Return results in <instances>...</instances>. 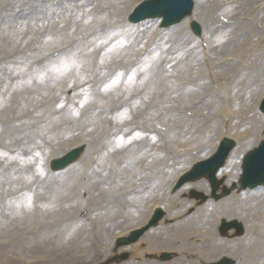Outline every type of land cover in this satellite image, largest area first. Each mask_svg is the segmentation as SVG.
<instances>
[{
	"label": "rangeland",
	"instance_id": "rangeland-1",
	"mask_svg": "<svg viewBox=\"0 0 264 264\" xmlns=\"http://www.w3.org/2000/svg\"><path fill=\"white\" fill-rule=\"evenodd\" d=\"M137 1L139 0H131L127 6L122 8V12L126 10L128 12L132 4ZM226 2H232L233 5L222 9L216 7V4L222 7L221 5ZM263 2L264 0H196L195 19L202 25L201 38H204L203 40L206 35V47L210 55L213 74L218 83L215 96H208L210 86L207 87L206 96L203 92V80L195 71L203 66L200 57L201 43H199V49L197 40H194L186 27L161 33L163 36L161 45L152 56L151 53L135 69L122 68L118 65L101 74L104 76L101 81L103 86L109 82L110 77L117 70H123L125 74L130 70L135 71L134 74L127 73V75L138 81L137 88H128L118 78L116 80L118 87L105 91V94L127 95L118 103V106L120 112L126 110L133 113L130 114V121L137 118L140 122L149 125L150 129L158 125L159 128L156 131L159 135L158 146L153 148L151 144L155 143V138L151 134L145 133L144 137L133 139L129 145L117 151L116 159L108 162L106 160L100 167L84 169L82 167L80 170H75L78 167L75 165L76 167L74 166L56 177L54 182L52 180L43 182L45 179H41L33 186L32 178L27 179L25 173L13 174L16 169H13L12 172H3V175L0 176V187L15 185L13 182H16L17 188L25 186L23 193L27 194L28 203L9 201L7 209L0 212V241L8 240L6 243L0 242V264H114L112 260L116 255L112 252L113 237L146 220L153 202L164 198L166 189L177 173L184 171L185 166L191 164L193 159L198 158L194 149L198 152V150L208 151L213 148L221 123L219 121L214 125L213 119L220 118L217 110L227 97L230 98V102L239 116L236 130L243 129L248 133L249 146L255 142L256 138H260V132L264 129V117L253 110L244 112L250 106L243 103L250 96L246 99L242 92L245 90V82L255 78L253 93L254 98L258 99L259 93L255 95L256 90L264 86V13L259 18L254 17L252 25L241 22L240 18L248 15L249 8L262 5ZM104 17L105 15L97 12V21L91 26L92 28L98 25L94 28V35L89 38L90 33L85 29L75 40L81 48L78 49L77 46H74L65 52L64 58H69L71 55L82 57V69L89 65L91 70L94 68V63L99 65L100 50L94 47L88 51V48L91 43L97 44V37L100 33L98 31L101 29L99 26L103 25ZM23 18L37 20L32 12L15 19L23 20ZM214 18L221 24L225 19H228L229 23L225 28H222V31L226 32L224 35L220 36L221 30L218 31L212 22ZM111 21L114 20L111 19ZM186 21L188 23L190 20ZM77 23L78 19L71 22L73 25ZM135 29L149 32L157 27L155 28L153 23H148ZM123 34H125V45H122L121 50L116 51L119 53L117 55L121 56L132 53L135 48L133 38L137 35L136 32L131 31L123 32ZM245 34L248 40L253 39V41L249 42L244 49L245 55L240 56L237 49ZM112 36L111 42L118 35L112 34ZM141 37L140 33L138 38ZM55 39L56 37L53 38V40ZM109 39L111 38L108 37L98 45L108 46L111 43ZM30 40L31 38L23 41V44H28ZM18 45H20V41L16 40L12 47ZM9 49L10 45L2 48L0 61L7 55ZM192 49L194 51L191 52ZM168 53L172 60H166ZM229 54L232 58L233 69L215 67L214 64L218 63L221 57ZM31 55L33 58L36 56L32 52ZM20 62L28 63L29 61ZM148 63H151L149 74ZM180 69H184L183 78L179 76ZM238 70H242L247 74V77L241 79V75L237 73ZM74 85L78 89H84L79 82L69 83L66 81L60 83L59 91L55 97L77 102L82 92L71 94L67 92ZM133 94L134 96L131 98L130 95ZM162 97L166 98L161 100ZM137 99L139 100L138 104L135 103ZM169 102H174V104L171 105ZM114 112L115 115L119 114L116 110ZM110 119L111 116L108 120ZM203 119H207L208 127H202ZM102 125H105L104 128L107 129L108 122H102ZM93 133L95 135L99 133L97 126ZM95 138L94 147L99 150L100 143L97 141L99 139ZM82 139L90 140L83 134L77 135L60 142L59 146L51 153L60 155L66 148ZM56 141L53 139L51 142ZM102 144L108 145V142L104 141ZM93 150V146H91L82 163L92 156ZM178 154L183 155L184 158H177L175 165L169 168L168 159L171 158L169 160L171 161ZM46 157L47 155L44 156V159ZM5 168L7 167H1L0 173ZM67 176H73L71 179L77 180L75 184L68 187L67 191H64L63 184L60 182ZM139 187L142 189L137 190ZM242 195L243 197L238 198L237 201L225 204L222 211L246 217V222L251 226H264V217L261 218L264 215L261 213L264 211V198L260 197L264 196V193L251 195L250 197H260L255 201L245 194ZM46 202L60 204L55 209H46L42 207V204ZM184 204L187 203L183 200L182 195L165 201L163 206L168 212L169 219L173 220L172 216L175 219L181 217L189 208L188 204ZM30 206L32 208H29ZM67 209H71V211L67 213ZM204 209L205 211L201 212L199 219L192 223L184 220L178 221L179 223L173 222V226L178 232L174 237L175 241L178 240L177 243L188 238L190 233L192 234L191 238H195V234L199 235L203 230L210 229L208 224L216 218L214 211L217 210L220 213V210L213 202L204 205L201 211ZM87 211H89L88 218L92 221L90 227L86 226ZM56 214L62 216L57 224L53 219ZM256 218H261V221L258 222ZM69 220L74 226L71 227ZM159 231L161 232L157 231V236H159L157 241L160 245L159 249H162V243L168 242L167 230ZM154 234L156 235V232ZM215 242L221 249L218 254L242 252V242L221 240ZM143 245L145 247L142 245L139 247L144 251L148 247L146 242ZM215 256L217 255L212 257ZM39 258L46 259V262L39 263L37 260ZM125 264L153 263L144 260L141 255H133L132 259ZM252 264H264V262H253Z\"/></svg>",
	"mask_w": 264,
	"mask_h": 264
},
{
	"label": "bare ground",
	"instance_id": "bare-ground-1",
	"mask_svg": "<svg viewBox=\"0 0 264 264\" xmlns=\"http://www.w3.org/2000/svg\"><path fill=\"white\" fill-rule=\"evenodd\" d=\"M178 1H180V2H182L183 0H169V2H171V3H173V2H178ZM84 14H85V12H84ZM75 35H77V31H75L74 33H73V36H75ZM136 47H139V43H136ZM155 47V46H154ZM153 49V48H152ZM166 60H172L171 59V56H170V53H168L167 54V59ZM111 134L108 132V136H110Z\"/></svg>",
	"mask_w": 264,
	"mask_h": 264
}]
</instances>
